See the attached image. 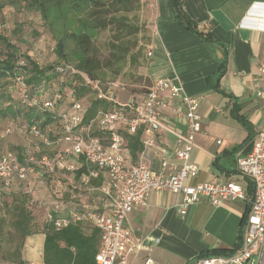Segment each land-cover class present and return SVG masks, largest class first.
<instances>
[{"label":"built area","instance_id":"1","mask_svg":"<svg viewBox=\"0 0 264 264\" xmlns=\"http://www.w3.org/2000/svg\"><path fill=\"white\" fill-rule=\"evenodd\" d=\"M260 19V29L264 32V15ZM34 56L41 60L44 54L39 51ZM27 67L28 61L19 59L11 78L23 107L54 113L57 110L55 98L59 93L66 94L67 107L59 114L61 133L51 125L41 128L35 124L29 130L31 138L43 146L60 148L54 156L28 152L21 161L14 153L2 151L0 146V182L8 188L15 182L27 181L36 172L43 177L60 171L71 189L80 191L93 190L92 181L102 177L101 207L83 205L64 215L60 205H54L48 207L47 213L48 221L59 229L72 222L88 221L100 231L97 264H130L129 257L140 249L141 242L136 240L134 243V233L126 227V220L133 210L148 206L153 191L180 196L178 213L181 216L204 200L220 207L247 199L243 181L186 183L188 179H196L199 173L198 165L192 161V153L202 131L201 97L186 93L180 80L158 79L144 94L128 97L126 103L121 104L117 94L126 90L118 81H93L73 65H58L54 69L58 76L55 84L37 91L27 82ZM257 77L259 85L255 95L264 101V59ZM77 78L96 99L113 104V108L99 109L86 121L88 106L78 98L74 87L67 86L70 80H74L73 86L78 85ZM10 131L11 127L6 133ZM136 135H140L142 149L134 161L129 138ZM168 136L173 137V149L167 144ZM149 152L159 159L158 172L148 164ZM81 162L88 166V171L77 179ZM237 170L242 178L250 179L254 187L244 224L243 246L230 257L206 258L197 264H264V125L251 152L238 158ZM59 184L62 185L61 181ZM30 194L31 206H46L33 196V192ZM145 264L155 263L148 259Z\"/></svg>","mask_w":264,"mask_h":264},{"label":"crops","instance_id":"2","mask_svg":"<svg viewBox=\"0 0 264 264\" xmlns=\"http://www.w3.org/2000/svg\"><path fill=\"white\" fill-rule=\"evenodd\" d=\"M182 6L203 34L180 24L171 0H143L142 23L150 37L143 73L151 83L178 79L186 93L201 97L202 131L192 153L199 173L186 183L243 181L247 199L220 207L204 200L181 216L180 196L153 191L148 206L133 210L126 220L134 243L141 242L140 249L129 257L130 264H145L148 259L155 264H197L209 251H232L240 244L237 252L246 234L243 221L253 197L249 189L252 181L239 175L237 160L251 152L264 125V101L255 95L264 59V32L260 29L264 0H183ZM166 140L173 149V137ZM132 157L136 161L137 155ZM147 161L153 171H159L154 153L147 154ZM29 182V193L41 201H54L50 207L60 205L64 215L70 212L67 209L73 201L90 208L102 206L96 189L65 190L58 182L52 192H44L38 177ZM62 195L68 201L58 203ZM44 242L43 234L27 238L23 253L26 264H44Z\"/></svg>","mask_w":264,"mask_h":264},{"label":"trees","instance_id":"3","mask_svg":"<svg viewBox=\"0 0 264 264\" xmlns=\"http://www.w3.org/2000/svg\"><path fill=\"white\" fill-rule=\"evenodd\" d=\"M24 8L30 14L39 16L43 26L51 35L55 48H51L50 54H56L58 61L56 63H46L38 59L32 53L20 52V49L11 42L10 38L0 32V85H3V91H0V99L4 95L8 98V104L0 109V115L4 119L12 120L22 119L27 125V131L35 124H39L41 128L48 125L58 129L61 133L62 126L59 114L66 107V94L59 93L55 98L57 110L54 113L42 112L36 109H27L23 107L18 98L17 91L11 80L13 77L19 59L24 58L28 61V67L25 69L28 74L27 82L37 91L48 84L52 86L58 80V76L54 73V69L58 65H73L78 71L86 74L93 81L105 83L108 73H112V78H116L122 74L128 64L133 66L139 65V56L143 51L137 36L142 32L143 28L131 22L130 14L139 12L143 7V0H22ZM183 0H171L174 16L184 27L198 31V26L193 23L183 9ZM111 32L109 41L104 47L98 45V40L103 32ZM203 34V33H201ZM208 37V35H206ZM44 54V53H43ZM224 74V70L220 75ZM80 81L79 78L75 81ZM73 81H68V87H74L77 96L81 99L90 91L83 87L81 83L73 86ZM151 86L150 79H146ZM115 82V81H110ZM149 86V87H150ZM148 87V88H149ZM106 89V87H103ZM137 98V97H136ZM83 102V101H82ZM84 103V102H83ZM85 104V103H84ZM86 121L91 119L99 109H112L113 104L105 100H98L95 97L91 99L87 105ZM242 123L247 126L245 120ZM61 135V134H60ZM59 135V136H60ZM2 151H10L14 153L21 161L28 153L22 147L6 150L2 146ZM63 146V145H62ZM61 146V147H62ZM129 146L132 154L136 156L141 151L140 135L129 138ZM60 146L54 147L52 153L45 155L54 156ZM41 154L40 156H42ZM80 170L77 171V179L83 173H87L88 166L81 162ZM47 181L50 186L45 191L52 192L62 179L63 175L60 171L53 175L40 176L39 172L34 173L25 182H15L10 187L5 188L0 182V188L10 190L18 187L23 190L12 202L9 210L12 213L11 227L18 233L22 239L19 252L10 253L4 262L10 264H26L21 251L24 242L28 237L36 234L45 235L43 248L44 264H97L96 256L99 252L101 233L88 221L72 222L68 227L59 229L55 227L52 221H48V207L52 206L54 201H46L41 199L46 206L35 207L42 208L46 212V221L38 223L35 213L29 208V190L30 180L33 178ZM103 182L102 177L92 181L91 188L99 190ZM21 183V184H20ZM45 184L43 183V186ZM48 185V183H47ZM61 188L68 190L65 185ZM251 192L254 191L253 183L249 184ZM79 191V190H74ZM100 196V195H99ZM57 202V201H56ZM66 202L58 200V203ZM10 205V206H11ZM71 205V206H70ZM67 210L74 211L81 209L86 205L83 202L70 203ZM66 209L64 210V212ZM243 221V226L245 224ZM240 244L232 251L213 250L201 255V258L211 257H230L235 254Z\"/></svg>","mask_w":264,"mask_h":264},{"label":"rangeland","instance_id":"4","mask_svg":"<svg viewBox=\"0 0 264 264\" xmlns=\"http://www.w3.org/2000/svg\"><path fill=\"white\" fill-rule=\"evenodd\" d=\"M24 5L22 0H0V32H4L10 38L11 42L20 49L22 54L32 53L36 55L37 52L41 51L44 53L43 59L41 60L45 62V64L56 63L58 61L57 55L55 53L50 54L51 48H55V42H53L51 35L43 26L40 17L28 13ZM141 11L142 9L137 13L129 15V19L132 23L143 28L142 32L137 36L140 46L143 47V51L139 56V65L133 66L132 64H128L120 76L114 79L112 78V73L109 72L105 79V83L118 81L125 87L126 95L117 94L118 101L121 104L126 103L128 100L127 97L141 96L150 86L146 81L148 77L143 73L146 64L147 45L150 37L147 34L146 28L143 26ZM110 36L111 32H103L99 37L98 45L104 47L109 41ZM78 82L77 80V83ZM3 88V85H0V91L2 90V93L6 94ZM93 98L94 95L92 93H86L81 100L89 105ZM8 103V98L4 95V98L0 99V109L5 107ZM9 127H11V131L10 133H6ZM32 140L33 139L27 131V125L22 119H4L0 115V141L4 149L12 150L22 147L25 151L36 155H45L47 153H52V149L54 150V147L47 148L38 141ZM60 181L62 186L65 185L66 188L68 187V181L65 177H62ZM43 183L45 184V188L50 186V183L47 181H43ZM23 192V190L20 191L19 188L15 186L10 190L0 188V264H10L4 262L5 258H7L10 253H17L20 251L22 239L20 235L15 232L13 227H11L12 213L9 207H12L11 204L14 197ZM28 194L30 196V193ZM59 199L60 201H68L63 195ZM35 207L38 206L33 207L29 204L30 210L33 209L32 211L36 215L37 222H45V210ZM26 241L21 251L22 255L26 247Z\"/></svg>","mask_w":264,"mask_h":264}]
</instances>
